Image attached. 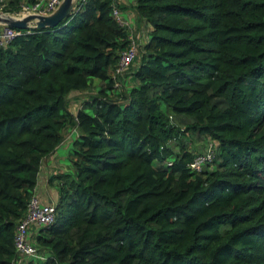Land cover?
<instances>
[{"label":"trees","instance_id":"obj_1","mask_svg":"<svg viewBox=\"0 0 264 264\" xmlns=\"http://www.w3.org/2000/svg\"><path fill=\"white\" fill-rule=\"evenodd\" d=\"M77 5L0 47V264H19L17 223L67 127L73 171L49 176L55 217L21 264H264V0H134L151 27L123 74L124 6ZM193 135L215 144L198 171Z\"/></svg>","mask_w":264,"mask_h":264},{"label":"built area","instance_id":"obj_2","mask_svg":"<svg viewBox=\"0 0 264 264\" xmlns=\"http://www.w3.org/2000/svg\"><path fill=\"white\" fill-rule=\"evenodd\" d=\"M81 1L83 0H77L76 5H79ZM59 2L60 0H23L16 9L7 12L15 15L16 17H23L29 13L47 14L54 10ZM113 13L120 22L125 24L123 19L120 17L121 15L117 7L113 9ZM31 27H33V22L29 23V27L26 29L0 24V47L8 44L15 35L21 33L24 30L28 31ZM137 45L138 43L130 33V43L120 57L119 63L114 71L115 74L123 73L132 63L134 57L137 54ZM214 156L215 144L213 143V147H210L204 152L195 153L194 157L189 163V166L193 170L198 171L204 165L210 163L214 159ZM55 213L56 208L54 203L43 201L37 194H33L31 196L28 202L27 211L19 219L16 226L14 244L19 254V259L17 262H20L24 257L36 254V247L30 238L31 227L33 225H43L50 223L53 221Z\"/></svg>","mask_w":264,"mask_h":264},{"label":"rangeland","instance_id":"obj_3","mask_svg":"<svg viewBox=\"0 0 264 264\" xmlns=\"http://www.w3.org/2000/svg\"><path fill=\"white\" fill-rule=\"evenodd\" d=\"M5 3H6V0H0V7L2 8ZM120 15L124 16L125 12L120 11ZM136 22H133L132 27H129V29H130L131 36H133V38L136 40V42L141 43V41H143L147 37V34L149 32V26L146 23H143L142 20L141 21L139 20L138 21L139 23H137V24H136ZM138 62H139L138 58L134 57V60L127 67V69L133 70V68H135L137 66ZM130 73H131V71H128L127 75H125L124 80L126 82L125 83L126 85H129V83H131V81L128 83V81H129L128 75H130ZM92 81L94 84L93 86H91L87 89H84V90H74L68 94V96H67L68 107L71 111H76V109H78L81 106L82 102L84 100H87L90 97V95L98 89L97 87L99 86V84H98L99 79L93 78ZM116 87L118 88V90H120L119 86H116ZM162 106L164 107V104H162ZM63 134H64V140L56 148V151L58 154L57 159L59 162L58 166H60V168L62 170L70 172V171H73V168H72L71 162L69 160L68 154L70 152L71 141L76 136V129L74 127H67L66 129H64ZM189 146L191 148L196 149L195 151H197V152H204L205 150L209 149L210 147H213V143L211 140H209L208 137L205 140L201 136L193 135V139H192L191 143L189 144ZM47 162L53 163V161L52 160L46 161V159L43 161L41 174H42V177H44L45 179L47 178L48 173H49V171H47V169H48L47 165H46ZM35 190L44 191L45 186L41 183L40 184L37 183Z\"/></svg>","mask_w":264,"mask_h":264},{"label":"crops","instance_id":"obj_4","mask_svg":"<svg viewBox=\"0 0 264 264\" xmlns=\"http://www.w3.org/2000/svg\"><path fill=\"white\" fill-rule=\"evenodd\" d=\"M118 1L124 6V8L120 9L119 12L120 11L121 12L122 11L125 12V15L124 16H120V17L123 19V21L125 22V24L128 27H132V23L133 22H136L137 21L136 22V24H137V23H139L138 22L139 20L140 21L142 20L143 23H146L149 26V29H150V27H151L150 24L145 19L144 20H143V18L141 19L136 14V12L134 10V6H133L134 5V0H118ZM146 39H147V37L143 41H145ZM57 157H58V154H57V151L55 149L51 154H49L48 156H46L44 158V160L46 159V161L47 160L48 161L49 160H52L53 163L47 162V164H46L47 165V168H48L47 171H49L48 176H47L46 179L44 177H42V174H41L42 165H41V169H40V172H39V175H38L37 183L38 184H40V183L43 184L45 186V190L44 191H37V190H35V192H36L35 194L39 195V197L43 201L52 202L54 204L57 201L58 193H57V189H56V187L54 185L55 181L53 183H51V182H49V179L48 178H49V176L51 174H53L55 172L64 171V170H62L60 168V166H58L59 165L58 164L59 162H58ZM42 164H43V162H42ZM35 228H36V226L33 229L31 228V230H30V238H31V240H32V237H31L32 233L36 231ZM25 258H22V260L20 262L22 263ZM20 262H18V263L21 264Z\"/></svg>","mask_w":264,"mask_h":264},{"label":"water","instance_id":"obj_5","mask_svg":"<svg viewBox=\"0 0 264 264\" xmlns=\"http://www.w3.org/2000/svg\"><path fill=\"white\" fill-rule=\"evenodd\" d=\"M77 0H60L57 7L47 14L29 13L23 17L15 15L0 9V24L12 26L20 29L29 27L33 22L35 27L53 26L63 17L69 15L75 8Z\"/></svg>","mask_w":264,"mask_h":264}]
</instances>
